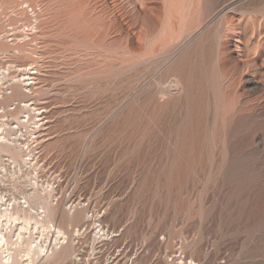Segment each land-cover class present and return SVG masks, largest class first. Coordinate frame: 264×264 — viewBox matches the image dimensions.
<instances>
[{"label": "rangeland", "instance_id": "rangeland-1", "mask_svg": "<svg viewBox=\"0 0 264 264\" xmlns=\"http://www.w3.org/2000/svg\"><path fill=\"white\" fill-rule=\"evenodd\" d=\"M0 79L50 264H264V0H0Z\"/></svg>", "mask_w": 264, "mask_h": 264}, {"label": "bare ground", "instance_id": "bare-ground-1", "mask_svg": "<svg viewBox=\"0 0 264 264\" xmlns=\"http://www.w3.org/2000/svg\"><path fill=\"white\" fill-rule=\"evenodd\" d=\"M29 70V72L23 73L27 77L20 78L19 80H26V83L23 84L24 86L32 83L27 81L34 80L32 75L35 72H31V69ZM21 105L24 107L31 106L28 102H24ZM196 106L199 110V106L201 105H195L194 108ZM198 110L196 109V111ZM26 112L29 114V110ZM37 115L40 116L38 119L41 120L42 112L40 109ZM20 122L22 121L20 120ZM5 126V122H0V264H39L40 261V264H50L56 253L58 254V251H60L59 249H62L64 244H68L67 236L61 228L49 223L48 217L50 213L48 212L52 202V198L50 200V196L52 195L48 189L49 186L47 188L40 186L36 180L35 185L37 186L33 182H30L32 192L27 193L26 191H22V194L20 193L24 201H21V197L12 192V190H7V188L5 190V187L3 188L5 185L3 171L5 172L4 169H6L4 158L8 157L12 159L17 165L20 164V167L22 163L24 164L28 161L26 158L28 153L24 151L21 143L19 146L18 140H15V137L12 138L11 130ZM12 132L14 133V131ZM65 255V251L61 255L59 254L57 256L58 261H63Z\"/></svg>", "mask_w": 264, "mask_h": 264}]
</instances>
